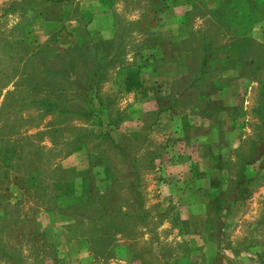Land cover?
I'll use <instances>...</instances> for the list:
<instances>
[{"label": "rangeland", "instance_id": "374dc122", "mask_svg": "<svg viewBox=\"0 0 264 264\" xmlns=\"http://www.w3.org/2000/svg\"><path fill=\"white\" fill-rule=\"evenodd\" d=\"M0 264H264V0H0Z\"/></svg>", "mask_w": 264, "mask_h": 264}, {"label": "crops", "instance_id": "0c3cea01", "mask_svg": "<svg viewBox=\"0 0 264 264\" xmlns=\"http://www.w3.org/2000/svg\"><path fill=\"white\" fill-rule=\"evenodd\" d=\"M180 25V23H178L177 24V26H176V28L177 29H179L180 27H178ZM183 39H181L180 37H173L172 38V41H173V43L174 44H179L181 41H182ZM205 47L207 48V50L205 49ZM204 49H205V51H204ZM194 50H197V51H199L198 49H193V48H190V50H189V52H186L185 54H191L192 53V51H194ZM190 51H191V53H190ZM201 51H203V55H202V59H201V61L198 63V66H197V68L196 69H198V68H200V66H201V63H202V60H203V58H204V56H206L207 54H206V52H209V47L208 46H203L202 48H201ZM181 56V55H180ZM185 56V55H184ZM207 57H208V55H207ZM161 61V60H160ZM167 61H169V60H167ZM157 61H155V63H156ZM172 61H170V64L171 65H174V63H171ZM210 61L208 60V62H207V64L209 63ZM181 63H183L182 61H181ZM159 64V63H158ZM184 64V63H183ZM183 64H178L179 65V67L181 66V65H183ZM177 64H175V67H176V69L175 70H178V67L176 66ZM189 66V65H188ZM196 69H194V70H196ZM183 71L181 72V73H179V75H177V76H175L174 78V81L178 78V76H183V74H188L187 76L185 75V78L184 79H188V78H190V75H191V72H190V66H189V68H183L182 69ZM193 70V71H194ZM173 74H174V70L172 69V71H171ZM184 72V73H183ZM237 80L238 79H241L242 81H244V80H247V81H252L249 77H245V76H243V75H236V77H235ZM235 78H233L234 79V81H235ZM200 113V112H199Z\"/></svg>", "mask_w": 264, "mask_h": 264}, {"label": "trees", "instance_id": "16d2710c", "mask_svg": "<svg viewBox=\"0 0 264 264\" xmlns=\"http://www.w3.org/2000/svg\"><path fill=\"white\" fill-rule=\"evenodd\" d=\"M205 49L207 50L206 47H205ZM205 49H204V51H205ZM206 54L208 55V57H207V55H206V56H204V58H203V60H202L201 67H200V74H204V73H206V71H207V69H205V68L207 67V62H208V60H209L210 52H206ZM117 55H118V52H117V53H114V54H113V57L110 58V65H111V63L113 62V58H115ZM91 72H92V73H91V80L94 78L95 75L101 73V71H99V69H98L97 67L93 68ZM97 78H98V77H97ZM100 81H101V79H99V80H97V81H95V82L93 81V83H94L95 85H97ZM39 103H41L42 106H43V108L46 109V110H50V108H52V107H53V108H54V107H55V108L58 107V105H57L56 103H54V102L50 101V99H46V98L41 99ZM168 109H169V108H167V109H162V110L160 111V113H161L162 111L164 112V111H166V110H168Z\"/></svg>", "mask_w": 264, "mask_h": 264}]
</instances>
